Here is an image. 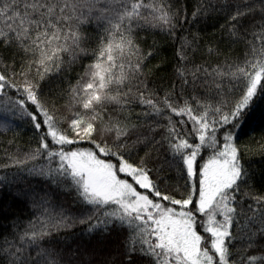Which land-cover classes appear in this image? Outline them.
I'll return each instance as SVG.
<instances>
[{
    "label": "snow or ice",
    "instance_id": "1",
    "mask_svg": "<svg viewBox=\"0 0 264 264\" xmlns=\"http://www.w3.org/2000/svg\"><path fill=\"white\" fill-rule=\"evenodd\" d=\"M218 10L243 55L197 64L198 34L189 32L160 96L145 71L153 49L139 34L177 38ZM191 16L180 0H0V102L28 118L35 139L28 150H5L0 168L17 172L3 179L17 195H27L21 183L31 190L27 173L72 197L67 210L43 207L10 232L3 264H264V185L256 188L248 148L231 131L264 97V0H206ZM84 59L67 88L49 86ZM137 148L146 149L138 160ZM77 222L87 239L57 238Z\"/></svg>",
    "mask_w": 264,
    "mask_h": 264
},
{
    "label": "trees",
    "instance_id": "2",
    "mask_svg": "<svg viewBox=\"0 0 264 264\" xmlns=\"http://www.w3.org/2000/svg\"><path fill=\"white\" fill-rule=\"evenodd\" d=\"M199 2H206V0H180V4L187 9L189 20H192L191 12ZM212 2L224 3L227 0H212ZM226 16L227 13L224 10L210 12L207 15L202 14L196 23L185 24L183 29H177V38L167 37L160 33L159 30H156L155 34H145L144 32L139 34L141 39L144 40V50L147 51L150 47L153 49V54L146 63L145 71L151 70V75L148 77L151 82L150 86L158 88L160 96H163L165 91L169 89L170 82L176 79L174 70L179 61L177 53L182 43L180 37L187 36L191 39L189 32L198 34L199 47L195 51V63L197 64H204L207 61L208 63L205 64V67L208 64L215 66L217 62L225 60V55L232 59L243 55V45L239 43L233 44L228 37ZM87 31L95 33V25L89 26ZM217 47L220 50L219 54L215 51ZM209 48L213 49L211 53L208 52ZM188 51L191 53L192 49ZM87 63H89L88 59L77 61L73 72L60 77L54 75L49 86L54 89L67 88L68 80L72 79L74 82L77 74L83 71L82 65ZM2 67L0 65V70H2ZM196 83L199 88L201 80H197ZM188 87L189 91H191V85ZM199 90L201 93L204 92L202 88ZM177 91H179V88H177ZM60 102L62 103L63 101ZM10 108V105L6 107L3 102H0V163L6 162L5 150L15 152L18 147L28 150L29 145L35 146L34 131L28 123V118H21L18 114L12 115ZM137 112H140V108L133 109L132 119L134 122L135 113ZM157 119H160L161 123H166V120L162 117H157ZM173 119L179 120L181 118L173 116ZM184 119L187 118L184 117ZM237 125H232L231 131L236 138V143L242 149L245 146L248 148L247 152L242 153L243 159L255 171L253 180L256 188L260 189L264 185V155H262L264 153V97L256 100L255 104L237 121ZM225 130H229L227 126H225ZM219 136L222 143L223 132H220ZM157 139H159V136ZM80 146L93 147L88 142H83ZM145 151L146 149L137 148L133 150L132 156L138 160L139 156L144 155ZM203 155H207V152L203 153ZM34 163L37 167H42L47 166L48 161L39 160ZM31 166L32 164L30 163L29 167ZM16 172L17 169L14 167L9 169L0 168V246H4L3 240L5 238L11 240L10 232L15 231L17 227L22 230L30 220H33L35 216H39L43 207H48L49 211L53 213L60 212L61 208L68 209L72 199L61 188L50 184L44 178L30 176L27 173H21L20 175L27 178V181L31 184V190H28L21 183L19 187L24 188L27 195H17L16 182H13L11 187L7 184V181L13 180V174ZM169 175L172 179L168 183L174 187L176 184V172L173 170ZM4 177H7V181L3 179ZM180 183H183V181H180ZM33 201H36V204L40 205V207H34ZM75 207L73 205V208ZM86 229L87 225L77 222L73 228L67 231L62 230L57 238H64L67 243L78 239L84 240L88 237ZM238 247L240 246L238 245ZM240 250L243 249L241 248ZM256 254L260 255L261 253L257 252ZM0 264H3L2 259H0Z\"/></svg>",
    "mask_w": 264,
    "mask_h": 264
}]
</instances>
